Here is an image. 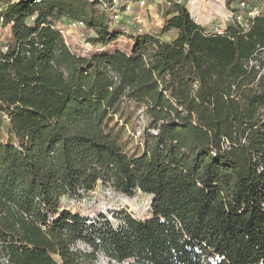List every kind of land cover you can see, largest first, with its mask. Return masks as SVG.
I'll return each mask as SVG.
<instances>
[{
  "label": "trees",
  "instance_id": "obj_1",
  "mask_svg": "<svg viewBox=\"0 0 264 264\" xmlns=\"http://www.w3.org/2000/svg\"><path fill=\"white\" fill-rule=\"evenodd\" d=\"M247 2L217 33L187 0L148 28L104 0H0V264H264V0ZM105 189L149 214L109 219Z\"/></svg>",
  "mask_w": 264,
  "mask_h": 264
},
{
  "label": "rangeland",
  "instance_id": "obj_2",
  "mask_svg": "<svg viewBox=\"0 0 264 264\" xmlns=\"http://www.w3.org/2000/svg\"><path fill=\"white\" fill-rule=\"evenodd\" d=\"M164 9L167 6V0H149V4L145 7L144 15L146 23L149 27L163 24V15L159 10L158 5H162ZM226 7L229 6V0H212L210 4H201L200 10L202 15H205L210 23L226 19ZM2 39L4 41L10 35L9 27L0 29ZM9 33V35H8ZM81 31L71 32L65 35L68 45L78 54L85 55L88 53L89 48L86 46L84 37L80 35ZM132 44L128 36H124L116 43L117 48L126 49ZM7 118L0 114V134L6 137ZM97 197V206L102 213L108 215L109 219H114V213L121 210H127L137 217H145L150 212L151 196L144 195L141 191H137L134 195L128 196L120 192H113L109 189L97 190L94 192ZM98 221L97 217H92L90 223ZM80 247L88 248L85 243H80ZM100 264H107V260L101 257Z\"/></svg>",
  "mask_w": 264,
  "mask_h": 264
},
{
  "label": "built area",
  "instance_id": "obj_3",
  "mask_svg": "<svg viewBox=\"0 0 264 264\" xmlns=\"http://www.w3.org/2000/svg\"><path fill=\"white\" fill-rule=\"evenodd\" d=\"M176 0H167V3H171ZM182 2L183 0H178ZM188 5L190 7V11L192 15L200 21V15L202 14L200 5L201 4H210L212 0H187ZM149 4V0H104V6L106 10L110 13L112 18L116 21L127 20L134 22L135 24L148 28V24L146 23V18L144 15L145 7ZM248 6L247 0H237V7L241 9H245ZM259 11L255 8L253 10L245 11V13L238 12L232 17L239 22L245 28L249 27V22L245 19L246 17H254L257 15ZM230 18V17H229ZM9 27L11 32V26L3 24V21L0 20V29H5ZM85 28V23L81 20H67L64 24L61 25V30L64 36L67 33L78 32ZM212 30L217 33H222L224 31L223 24H214L212 25ZM9 35V33H8ZM80 35L83 37L82 32ZM2 39V33L0 31V40ZM88 46L89 50L91 49V45L89 43H85Z\"/></svg>",
  "mask_w": 264,
  "mask_h": 264
},
{
  "label": "crops",
  "instance_id": "obj_4",
  "mask_svg": "<svg viewBox=\"0 0 264 264\" xmlns=\"http://www.w3.org/2000/svg\"><path fill=\"white\" fill-rule=\"evenodd\" d=\"M168 4V3H167ZM159 6V10H161V13H162V15H163V10H164V7H163V3H162V5L160 6V5H158ZM227 8V7H226ZM225 17H226V19H229V15L228 14H226L225 15ZM200 21L202 22V23H204V24H207V25H212V23H210L208 20H207V18L205 17V15H200Z\"/></svg>",
  "mask_w": 264,
  "mask_h": 264
}]
</instances>
